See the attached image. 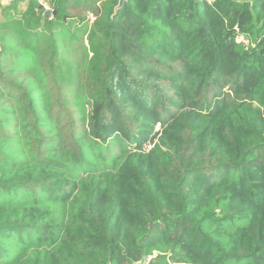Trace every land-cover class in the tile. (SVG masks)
<instances>
[{
  "label": "trees",
  "instance_id": "1",
  "mask_svg": "<svg viewBox=\"0 0 264 264\" xmlns=\"http://www.w3.org/2000/svg\"><path fill=\"white\" fill-rule=\"evenodd\" d=\"M69 1L1 12L0 264H264V0Z\"/></svg>",
  "mask_w": 264,
  "mask_h": 264
},
{
  "label": "rangeland",
  "instance_id": "2",
  "mask_svg": "<svg viewBox=\"0 0 264 264\" xmlns=\"http://www.w3.org/2000/svg\"><path fill=\"white\" fill-rule=\"evenodd\" d=\"M101 1L102 0H70L68 5L69 13L76 21L83 20L84 22H91L94 19V15ZM21 9V6H18L17 10L21 12L23 11ZM72 28H76V26ZM240 40L244 44V40L241 38ZM152 146L153 144H145L142 150L148 151Z\"/></svg>",
  "mask_w": 264,
  "mask_h": 264
},
{
  "label": "crops",
  "instance_id": "3",
  "mask_svg": "<svg viewBox=\"0 0 264 264\" xmlns=\"http://www.w3.org/2000/svg\"><path fill=\"white\" fill-rule=\"evenodd\" d=\"M28 1L29 0H20L19 2H18V4L17 3H15V4H13V5H11V6H9V5H7L6 3H5V0H0V21L2 20V14H1V12L2 11H4L5 9L7 10L9 7H12V6H14L15 8L17 7L18 8V6H21V10H25L26 8H27V6H28ZM37 1H39V2H41V3H43L44 2V9H47L48 8V2L50 1V0H37ZM16 8V9H17Z\"/></svg>",
  "mask_w": 264,
  "mask_h": 264
},
{
  "label": "water",
  "instance_id": "4",
  "mask_svg": "<svg viewBox=\"0 0 264 264\" xmlns=\"http://www.w3.org/2000/svg\"><path fill=\"white\" fill-rule=\"evenodd\" d=\"M124 1H125V0H119V1H118V6H117L116 9L121 8L122 5H123V3H124ZM38 10H39V11H43V17H44V18H49L50 11L47 10V9H44L43 5L39 4V5H38Z\"/></svg>",
  "mask_w": 264,
  "mask_h": 264
},
{
  "label": "built area",
  "instance_id": "5",
  "mask_svg": "<svg viewBox=\"0 0 264 264\" xmlns=\"http://www.w3.org/2000/svg\"><path fill=\"white\" fill-rule=\"evenodd\" d=\"M20 0H5V3L9 6L18 3ZM43 5V4H42ZM47 10L51 11L50 8L48 7Z\"/></svg>",
  "mask_w": 264,
  "mask_h": 264
}]
</instances>
